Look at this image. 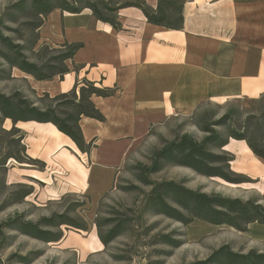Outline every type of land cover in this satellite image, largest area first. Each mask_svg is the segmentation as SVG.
I'll return each instance as SVG.
<instances>
[{
    "label": "crops",
    "instance_id": "1",
    "mask_svg": "<svg viewBox=\"0 0 264 264\" xmlns=\"http://www.w3.org/2000/svg\"><path fill=\"white\" fill-rule=\"evenodd\" d=\"M139 1L153 10L160 4L163 13L177 8L182 27L152 24L130 6L114 13L117 28L88 8L79 13L55 8L37 28L40 44L79 48L63 62L67 73L35 80L36 90L52 98L87 80L111 91L107 97L91 96L103 121L78 120L85 143L91 144L88 152L52 123L15 124L27 157L67 184V191L91 199L112 189L129 156L167 121L190 117L205 104L264 96V0ZM236 147L257 163L241 160L246 167L260 169L264 160L243 140L230 138L222 149L242 156ZM30 172L41 179L42 172Z\"/></svg>",
    "mask_w": 264,
    "mask_h": 264
},
{
    "label": "rangeland",
    "instance_id": "2",
    "mask_svg": "<svg viewBox=\"0 0 264 264\" xmlns=\"http://www.w3.org/2000/svg\"><path fill=\"white\" fill-rule=\"evenodd\" d=\"M19 1L0 0V34L21 45L20 49L29 61L46 65L44 71L48 75L59 77L62 64L55 58L58 49L65 48L39 43L35 26L43 18L30 6L31 0H26L25 6H15ZM38 1L59 5L62 0ZM67 1L81 5L87 0ZM176 20V13L166 12L165 23L173 24ZM0 51L8 55L11 53L1 43ZM34 83V77L11 66L0 56L1 93L10 95L17 91L40 105L52 104L48 98H43V92L35 89ZM228 111L232 113V124L213 127L223 136L230 128L237 132L244 131L251 141L261 145L264 96L231 101L224 105L205 104L192 116L175 117L157 132L153 131L126 160L112 189L99 199L67 191V184L43 172L45 169L41 163L25 159L20 144L14 141L19 134L6 131L11 128V121L0 122V223L16 217L37 222L42 216L67 212L68 217L84 222L87 226V230L60 226L55 230L62 234L57 242H44L14 229L3 228L0 234V264H187L205 259L223 244L230 245L236 252L246 253L250 249L264 251V225L249 224L246 230L240 231L198 219L184 225L164 215L152 213L146 201L152 187L140 181L141 170L136 168L139 163L149 165L152 152L166 140L170 141L184 133L201 139L205 135L201 127L218 120ZM239 149L242 156L222 149L232 157L229 171L233 177L240 178L238 184L206 177L189 168L171 164L150 174L149 179L153 183L181 182L188 188L201 189L206 193L243 199L254 197L264 202V162L258 164L260 169L251 170L241 160L257 163L249 158L243 148L236 147V150ZM30 170L42 172L41 179L30 177L34 173ZM24 189L31 193L20 198ZM117 222H122V232L104 244L99 235L106 237L109 228ZM171 233L174 234L173 238L181 241V245L173 247L161 242L163 235Z\"/></svg>",
    "mask_w": 264,
    "mask_h": 264
},
{
    "label": "trees",
    "instance_id": "3",
    "mask_svg": "<svg viewBox=\"0 0 264 264\" xmlns=\"http://www.w3.org/2000/svg\"><path fill=\"white\" fill-rule=\"evenodd\" d=\"M25 3L26 0H21L15 3V6H25ZM166 3L169 4V0ZM30 6L42 18L55 8H60L69 13H79L84 8H88L98 20L108 22L114 28L118 27L114 16L116 10L133 6L139 8L147 21L152 24L173 29L182 27V20L179 16L175 23H165L166 13L158 12L160 4L157 10H153L139 0L121 2L87 0L86 3L81 5H78L77 2L73 5L67 0H62L59 5L31 0ZM175 12H178L177 8H175ZM41 22L36 24L35 29L40 26ZM0 43L11 52L8 55L0 51V56L11 66L31 75L35 80L51 78L44 71L47 66H41L29 61L21 51V45L13 43L10 38L4 37L2 34H0ZM78 48V44H71L66 45L65 49H58L55 59L62 64V68L58 72L60 76L68 72V68L63 62L72 58ZM110 94L111 91L109 89L98 87L87 80L82 81L80 85L75 83L69 92L52 98L44 94L43 98H48L52 102V104L48 105H40L17 91L10 95L0 92V122L3 123L4 120L11 121L12 126L6 131L19 134L14 141L20 144L21 152L28 161L34 160L25 155V146L22 143L23 135L15 127V124L19 121L52 123L60 132L71 138L81 151L88 152L91 144L85 143L78 120L80 116H86L103 121V115L91 102V96L107 97ZM232 121V113L229 111L225 112L218 120L206 123L201 127V130L205 133L201 139H196L191 134H181L170 141H164L159 149L154 150L151 154L149 165L141 163L136 165V168L141 170L140 181L152 187L146 198L152 213L164 215L184 225L191 223L194 219L212 225H227L240 231L246 230V226L249 224L264 225V202H260L257 198L243 199L216 193H206L201 191V189L188 188L181 182L161 181L153 183L149 179L150 174L158 172L167 164H171L189 168L206 177L220 178L232 184L240 183V178L233 177L229 171L232 157L222 151V148L230 138L243 140L255 156L264 160V132L260 138L261 145H256L244 131L237 132L230 128L227 134L223 136L213 127L227 123L232 124ZM30 193V190L24 189L20 194V198ZM62 225L87 230L84 222L68 217L67 212H61L42 216L37 222L25 221L20 217L6 219L0 223V234H2L3 228H10L44 242H57L61 239L62 234L60 231L55 230ZM121 227L122 222H117L109 228L106 237L99 235V238L104 244H107L109 240L122 232ZM172 235L174 234L163 235L161 242L173 247L181 245V241L173 238ZM187 264H264V251L259 252L258 250L250 249L246 253L236 252L230 245L223 244L214 249L205 259Z\"/></svg>",
    "mask_w": 264,
    "mask_h": 264
}]
</instances>
